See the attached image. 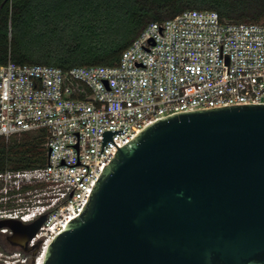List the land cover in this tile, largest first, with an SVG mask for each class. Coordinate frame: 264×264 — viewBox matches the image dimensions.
<instances>
[{
  "label": "built area",
  "instance_id": "2783aa9c",
  "mask_svg": "<svg viewBox=\"0 0 264 264\" xmlns=\"http://www.w3.org/2000/svg\"><path fill=\"white\" fill-rule=\"evenodd\" d=\"M252 103L264 104V23L214 10L149 24L112 66L0 64V136L43 131L48 147L45 166L0 172V219L46 216L29 251L0 245V264H42L119 147L148 124ZM115 129L119 147L110 139L103 148V132Z\"/></svg>",
  "mask_w": 264,
  "mask_h": 264
},
{
  "label": "water",
  "instance_id": "95a60500",
  "mask_svg": "<svg viewBox=\"0 0 264 264\" xmlns=\"http://www.w3.org/2000/svg\"><path fill=\"white\" fill-rule=\"evenodd\" d=\"M122 130H105L103 148ZM45 218H2L0 229L29 251ZM42 264H264V104L148 124L119 147Z\"/></svg>",
  "mask_w": 264,
  "mask_h": 264
},
{
  "label": "trees",
  "instance_id": "16d2710c",
  "mask_svg": "<svg viewBox=\"0 0 264 264\" xmlns=\"http://www.w3.org/2000/svg\"><path fill=\"white\" fill-rule=\"evenodd\" d=\"M186 10L264 23V0H0V64L112 66L149 24ZM46 143L43 131L0 136V172L45 166Z\"/></svg>",
  "mask_w": 264,
  "mask_h": 264
},
{
  "label": "rangeland",
  "instance_id": "374dc122",
  "mask_svg": "<svg viewBox=\"0 0 264 264\" xmlns=\"http://www.w3.org/2000/svg\"><path fill=\"white\" fill-rule=\"evenodd\" d=\"M8 246V245H7Z\"/></svg>",
  "mask_w": 264,
  "mask_h": 264
}]
</instances>
